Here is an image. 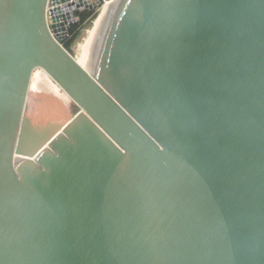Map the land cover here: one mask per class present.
Segmentation results:
<instances>
[{
  "label": "water",
  "instance_id": "water-1",
  "mask_svg": "<svg viewBox=\"0 0 264 264\" xmlns=\"http://www.w3.org/2000/svg\"><path fill=\"white\" fill-rule=\"evenodd\" d=\"M112 1L85 70L81 4L0 0V264H264V0ZM35 69L73 116H24Z\"/></svg>",
  "mask_w": 264,
  "mask_h": 264
},
{
  "label": "rangeland",
  "instance_id": "rangeland-1",
  "mask_svg": "<svg viewBox=\"0 0 264 264\" xmlns=\"http://www.w3.org/2000/svg\"><path fill=\"white\" fill-rule=\"evenodd\" d=\"M106 1H108V0H104V2H106ZM100 9H101V6H98V7H95L93 10H91V11H93L92 17L88 21L84 22L80 26V28L78 29V32H77V36L70 43L68 51L74 58H76L78 56L79 47H80V45L82 43V40H83V37H84L83 35H85V32L87 31L88 27L93 22V20L96 18V16L99 14ZM84 11H86V9ZM70 39H71V34L68 33V36L64 40H62L61 43L62 44L69 43ZM42 80H43V78L41 77V74H40L39 71H37V72H35L33 74L32 81H31V86H30V90H29L30 96H32L33 93H36V91L39 89L38 88V83L42 82ZM50 90H51V93H49L50 94L49 99H46L43 96V95H45L43 93V95L41 97L42 99L39 100L38 103H37L38 104L37 105V109L43 110V109H45L47 107L56 108L61 113H60V115H57L54 118L55 120L68 119V118L73 116L78 111L77 107L68 98H66L60 92V90H58L57 87H55L53 85V86L50 87ZM46 96H48V94H46ZM30 98H32V97H30ZM28 108H30L29 104H27L26 107H25V116H28V110H30ZM36 112H35V115H31V116H33L31 118H34V119L37 118V119H44L45 120V118L47 117V116H45V113L43 111H36Z\"/></svg>",
  "mask_w": 264,
  "mask_h": 264
},
{
  "label": "bare ground",
  "instance_id": "bare-ground-1",
  "mask_svg": "<svg viewBox=\"0 0 264 264\" xmlns=\"http://www.w3.org/2000/svg\"><path fill=\"white\" fill-rule=\"evenodd\" d=\"M113 1L112 0H109L107 1L106 3H104L102 6H101V9L100 11L103 9L104 6H108L112 3ZM74 4V3H73ZM90 4V3H89ZM92 4V3H91ZM100 13V12H99ZM97 17V16H96ZM94 21V20H93ZM86 33V32H85ZM84 36V35H83ZM81 46V45H80ZM78 47V46H77ZM80 49V47H79ZM77 54V53H76ZM75 61L77 62V64H79L83 69H85L78 61H77V57L74 58ZM86 70V69H85ZM39 71L40 74H41V77L43 78L42 82L38 83V90L36 91V93H33L32 96H30V93H29V90H30V86H31V81H32V77H33V74L35 72ZM55 86L58 88V90H60V92L66 97L68 98L73 104L74 102L71 100V98L61 90V88L50 78V76L43 70L41 69H35L33 72H32V75H31V79H30V83H29V88H28V91H27V98H26V102H25V107L27 104H29V107L28 109V118H31L33 116L31 115H35V112L36 111H43L45 113V116H47L45 118V121H53L55 120L54 118L57 116V115H60V111L57 110L56 108L54 107H47L43 110H40V109H37V103L39 100H41L42 98V95L43 93L45 95H43L46 99H49L50 97V94L51 93V90H50V87L51 86ZM29 93V94H28ZM46 94H48V96H46ZM32 97V98H30ZM48 97V98H47ZM30 98V99H29ZM51 102V101H50ZM48 104V103H47ZM35 109V110H34ZM37 113V112H36ZM24 116H25V109H24Z\"/></svg>",
  "mask_w": 264,
  "mask_h": 264
},
{
  "label": "built area",
  "instance_id": "built-area-1",
  "mask_svg": "<svg viewBox=\"0 0 264 264\" xmlns=\"http://www.w3.org/2000/svg\"><path fill=\"white\" fill-rule=\"evenodd\" d=\"M50 1H52V0H50ZM75 1L78 2L79 4H81V6L85 10L87 8V6L89 5V3H91L93 0H69V4H72ZM106 2H104V0H100V3H101L100 6H102ZM96 7H98V6H96ZM56 8L60 9V10L57 11ZM84 10L81 12H76L73 10V8L71 10H69V9H67V7L64 4L52 5L50 7H47L46 20H47V24H48L49 28L53 25L56 28H59L58 30L60 31V35L65 36L63 39L60 40V42H62V40H64L68 36L70 26L74 24L73 22L72 23L68 22L70 20V13L72 12L74 14V16L77 17L78 14L84 12ZM50 11H53L52 16L49 13ZM86 11H88V10L86 9ZM63 27L66 28L65 34H64V31L62 30Z\"/></svg>",
  "mask_w": 264,
  "mask_h": 264
},
{
  "label": "trees",
  "instance_id": "trees-1",
  "mask_svg": "<svg viewBox=\"0 0 264 264\" xmlns=\"http://www.w3.org/2000/svg\"><path fill=\"white\" fill-rule=\"evenodd\" d=\"M93 15V11H84L82 13H79L78 14V22L74 23L73 25L70 26L69 28V33L71 34V39H70V42L69 43H65L63 44L64 48L68 50L69 46H70V43L74 40V38L77 36V32H78V29L80 28V26L88 21Z\"/></svg>",
  "mask_w": 264,
  "mask_h": 264
}]
</instances>
